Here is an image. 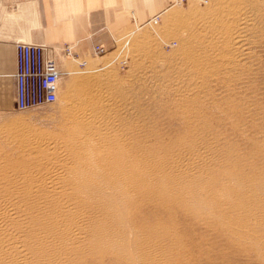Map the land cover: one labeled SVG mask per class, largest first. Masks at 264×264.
Wrapping results in <instances>:
<instances>
[{
  "label": "rangeland",
  "instance_id": "obj_1",
  "mask_svg": "<svg viewBox=\"0 0 264 264\" xmlns=\"http://www.w3.org/2000/svg\"><path fill=\"white\" fill-rule=\"evenodd\" d=\"M113 39L61 48L51 104L0 83L3 261L264 264V0H180Z\"/></svg>",
  "mask_w": 264,
  "mask_h": 264
},
{
  "label": "crops",
  "instance_id": "obj_2",
  "mask_svg": "<svg viewBox=\"0 0 264 264\" xmlns=\"http://www.w3.org/2000/svg\"><path fill=\"white\" fill-rule=\"evenodd\" d=\"M180 0H15L0 12V83L14 84L15 45H45L61 60V48L84 54L111 48L114 37L158 17Z\"/></svg>",
  "mask_w": 264,
  "mask_h": 264
},
{
  "label": "built area",
  "instance_id": "obj_3",
  "mask_svg": "<svg viewBox=\"0 0 264 264\" xmlns=\"http://www.w3.org/2000/svg\"><path fill=\"white\" fill-rule=\"evenodd\" d=\"M103 52V46H96ZM45 45L16 43L15 45V99L18 111L38 108L56 101L60 69Z\"/></svg>",
  "mask_w": 264,
  "mask_h": 264
},
{
  "label": "bare ground",
  "instance_id": "obj_4",
  "mask_svg": "<svg viewBox=\"0 0 264 264\" xmlns=\"http://www.w3.org/2000/svg\"><path fill=\"white\" fill-rule=\"evenodd\" d=\"M20 202H21V200L18 199L15 202V204L13 205V208L8 211L9 215L11 216V218L21 217L19 209H18V204ZM5 220H6V218H5ZM0 221L2 223V226H4L5 228L10 226L7 221H4L2 219L1 216H0ZM20 230H21V226H19V232L13 236L11 242L8 243V246L7 247L4 246L3 249L6 248L7 250H9V249L15 248L16 246H17V249H18V242H16V238H17V235L20 234V232H21ZM5 254H7V256L10 255V253L8 251H6ZM137 257L139 258V261H140V262L138 261L139 262L138 264H173L170 260H166V259H163L160 262H149L145 258H143L144 256L143 257L142 256H137ZM0 262L2 264H7L6 261H3V254H0ZM59 264H61V263H59Z\"/></svg>",
  "mask_w": 264,
  "mask_h": 264
}]
</instances>
